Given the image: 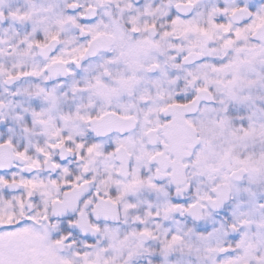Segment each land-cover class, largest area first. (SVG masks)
<instances>
[{"label":"snow or ice","instance_id":"obj_1","mask_svg":"<svg viewBox=\"0 0 264 264\" xmlns=\"http://www.w3.org/2000/svg\"><path fill=\"white\" fill-rule=\"evenodd\" d=\"M0 264H264V0H0Z\"/></svg>","mask_w":264,"mask_h":264}]
</instances>
